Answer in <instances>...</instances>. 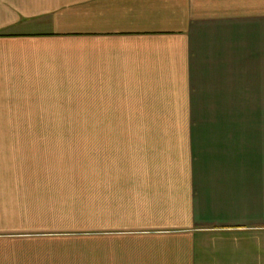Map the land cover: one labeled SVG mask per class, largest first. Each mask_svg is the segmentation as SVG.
Here are the masks:
<instances>
[{
  "label": "crops",
  "instance_id": "obj_1",
  "mask_svg": "<svg viewBox=\"0 0 264 264\" xmlns=\"http://www.w3.org/2000/svg\"><path fill=\"white\" fill-rule=\"evenodd\" d=\"M74 263L264 264V0H0V264Z\"/></svg>",
  "mask_w": 264,
  "mask_h": 264
},
{
  "label": "rangeland",
  "instance_id": "obj_2",
  "mask_svg": "<svg viewBox=\"0 0 264 264\" xmlns=\"http://www.w3.org/2000/svg\"><path fill=\"white\" fill-rule=\"evenodd\" d=\"M53 129H54V133L57 134V133H72L70 130L76 129V128H53ZM93 133H94V128L93 127L85 128V134L92 135ZM87 235L92 236V234H87ZM78 245H72L71 246V250L75 249V252H78V251L81 252L82 251L81 248H83V247L81 245H79V246ZM68 248L70 249L69 245H68ZM74 264H77V263H74Z\"/></svg>",
  "mask_w": 264,
  "mask_h": 264
}]
</instances>
